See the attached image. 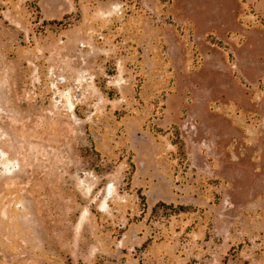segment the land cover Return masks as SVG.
I'll list each match as a JSON object with an SVG mask.
<instances>
[{"label":"rangeland","instance_id":"rangeland-1","mask_svg":"<svg viewBox=\"0 0 264 264\" xmlns=\"http://www.w3.org/2000/svg\"><path fill=\"white\" fill-rule=\"evenodd\" d=\"M0 264H264V0H0Z\"/></svg>","mask_w":264,"mask_h":264},{"label":"trees","instance_id":"trees-1","mask_svg":"<svg viewBox=\"0 0 264 264\" xmlns=\"http://www.w3.org/2000/svg\"><path fill=\"white\" fill-rule=\"evenodd\" d=\"M37 7V6H35ZM45 25H50L51 27H59L60 25H67L68 18L64 17L61 20H50L45 21ZM220 44V42H218ZM104 90V88H103ZM106 91V90H105ZM173 145L176 147L177 154L181 161H184L187 159L186 155V145L184 140L181 138L179 130L177 129L174 132V139H173ZM143 205L145 209H147L146 203L143 200ZM159 210H162L166 215H180V214H189L195 211V208L192 206H185V205H173V204H167L165 202H159L157 203L153 208V213H157Z\"/></svg>","mask_w":264,"mask_h":264}]
</instances>
